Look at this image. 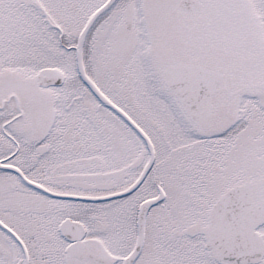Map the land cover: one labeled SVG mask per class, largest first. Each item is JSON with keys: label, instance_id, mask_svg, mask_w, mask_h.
I'll return each instance as SVG.
<instances>
[{"label": "snow or ice", "instance_id": "1", "mask_svg": "<svg viewBox=\"0 0 264 264\" xmlns=\"http://www.w3.org/2000/svg\"><path fill=\"white\" fill-rule=\"evenodd\" d=\"M0 264H264V0H0Z\"/></svg>", "mask_w": 264, "mask_h": 264}]
</instances>
